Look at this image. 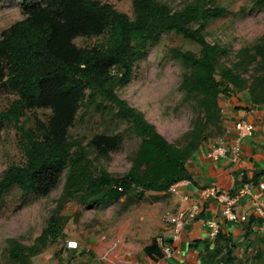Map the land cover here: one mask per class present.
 Here are the masks:
<instances>
[{"label":"trees","instance_id":"1","mask_svg":"<svg viewBox=\"0 0 264 264\" xmlns=\"http://www.w3.org/2000/svg\"><path fill=\"white\" fill-rule=\"evenodd\" d=\"M22 8L24 18L3 30L0 38V90L15 96L0 110V131L7 126L18 131L24 161L10 165L0 177V204L14 187L25 194L47 196L65 178L57 206L34 243L10 242V258L28 264L32 256L65 236L71 219L64 214L68 204L109 206L135 190L139 196L145 191L165 192L191 179L188 164L208 142V127L218 131L223 123L219 97L245 89L240 69L247 61L242 54L252 53L254 61L259 57V69L264 70V42L238 52L231 67H220L227 50L209 42L205 32L211 20L229 13L219 0H191L179 9L162 0H132V16L103 0H45L40 4L23 0ZM251 8H264V0H253ZM164 33L181 35L200 46L199 53L170 49L186 71L181 84L183 101L197 100L203 113L182 147L168 141L118 94L131 82L136 62L147 56L149 46ZM78 37L96 40L80 47L75 43ZM249 90L251 103L263 105L264 72L254 77ZM83 107L98 113L115 110V117L141 138L127 173L114 175L105 168H93L91 156L108 157L122 138L98 133L85 144V137L72 132ZM35 109H49L51 114L28 127L23 119ZM249 233L247 229L245 235ZM236 247L232 232H219L201 264H250L234 254ZM145 251L149 256L163 255L157 240Z\"/></svg>","mask_w":264,"mask_h":264},{"label":"rangeland","instance_id":"2","mask_svg":"<svg viewBox=\"0 0 264 264\" xmlns=\"http://www.w3.org/2000/svg\"><path fill=\"white\" fill-rule=\"evenodd\" d=\"M40 4L45 0H30ZM113 4L118 10L133 15L132 0H103ZM173 8L179 9L191 0H162ZM253 0H219L229 13L211 20L206 27V39L211 43H220L227 52L220 58V67H231L238 59V52L251 48L254 44L264 42V8H251ZM23 0H0V38L3 30L16 21L24 18ZM246 9L243 13L242 9ZM95 38L78 37L75 43L80 47L90 46ZM191 50L199 53L200 46L175 33H164L161 40L149 46L144 59L136 62L131 82L118 90V94L128 103L141 111L145 117L155 124L158 131L171 143L182 147L186 144V135L194 128V124L203 116L197 100L185 103L182 80L186 73L182 63L171 56L170 49ZM252 53H244L247 65L240 69L246 81L243 90L234 89L231 93L219 97V105L223 114L221 128L216 131L212 126L207 132L211 136L207 144L218 140L231 127L225 114L239 107H258L251 103L249 86L254 77L264 70L259 69L260 58L251 59ZM14 95L0 90V110L8 107ZM51 114L49 109L28 111L24 117L28 127H35L36 119L46 121ZM75 135L85 137V144L98 133L119 134L122 142L118 149L108 157L97 158L92 155L93 168H105L114 175L127 173L133 163L141 138L135 135L129 124L115 117V110L98 113L92 107H83L77 115L72 128ZM0 177L12 164H20L24 157L20 148V135L11 126L0 131ZM65 178L47 196L34 193H23L14 187L8 191L0 204V264H23L12 260L9 255L11 240H19L31 246L47 225V221L57 206L62 194ZM138 190L129 192L127 196L109 206H86L76 202L66 206L64 214L71 216L64 228L65 236L46 247L39 255L32 256L28 264H72V255L67 253L72 241L94 239L107 236H118L131 232L136 237L145 239L150 235L153 225L168 223L167 216L172 212L163 209L162 198L157 195H138ZM167 213V214H166ZM264 219V215H262ZM253 230L243 227L242 234L235 235L237 243L235 255L250 264H264V228L262 221ZM157 227L155 230H158ZM249 234L245 235L246 230ZM74 249V248H73ZM259 251V252H258ZM72 261V262H71Z\"/></svg>","mask_w":264,"mask_h":264},{"label":"crops","instance_id":"3","mask_svg":"<svg viewBox=\"0 0 264 264\" xmlns=\"http://www.w3.org/2000/svg\"><path fill=\"white\" fill-rule=\"evenodd\" d=\"M224 117L231 127L213 144L204 143L194 153L188 164L191 179L180 181L165 192L146 191L147 194L160 196L161 207L170 209L171 213L193 204L200 207L197 217L183 228L179 239L172 242V256L167 257L164 253L161 257L149 256L145 251L160 236L170 240L171 225L160 222L152 226L151 236L145 239L128 232L72 241L74 247L67 252L73 257L72 264H112L116 259L122 264H201L207 248H213L214 239L209 228L212 221L218 223L220 232L240 236V230L246 225L256 230L259 229L256 225L262 221L264 228V219L252 203L254 196L260 193V184H264V104L253 107L247 101L244 107L227 112ZM240 120L252 123L254 130L251 136L243 139L239 160L234 161L231 152L218 160L210 158L209 152L217 146L231 147L235 144V124ZM213 186L231 194L235 210L247 215L245 223L227 221L223 216L224 202L213 197L202 198V190ZM245 188L247 190L242 192ZM157 227L159 229L155 230Z\"/></svg>","mask_w":264,"mask_h":264},{"label":"built area","instance_id":"4","mask_svg":"<svg viewBox=\"0 0 264 264\" xmlns=\"http://www.w3.org/2000/svg\"><path fill=\"white\" fill-rule=\"evenodd\" d=\"M235 130L237 132V137L235 139V144L231 147L226 145H219L216 148L212 149L209 152V157L218 160L220 157L225 156L229 152H231L232 159L234 161H238L242 152V141L243 139L252 135L254 126L252 123L246 120H240L235 124ZM247 189L245 188L242 192H245ZM260 193L256 194L253 198V206L255 209L261 214L264 215V184H260L259 186ZM202 198L213 197L221 202H224L223 216L227 221L235 222V223H245L247 221V215L244 213H239L235 210L234 198L231 196L229 192H223L217 189L216 187H208L202 190L201 192ZM200 207L197 204H193L186 209L180 210L175 213H170L167 216V222L171 225V237L170 240H166L165 237H158L156 240L162 249L165 256H172L174 253V248L172 246V242L179 239L180 234L183 228L190 222H192L199 213ZM210 235L213 239H215L219 232L220 228L216 221H212L209 224ZM72 247V246H71ZM108 260L109 258L106 257ZM112 264H122L119 260H113Z\"/></svg>","mask_w":264,"mask_h":264}]
</instances>
